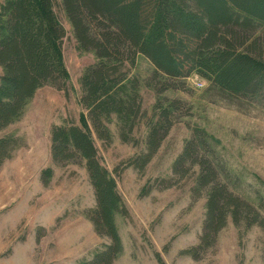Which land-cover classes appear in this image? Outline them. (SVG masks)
Wrapping results in <instances>:
<instances>
[{
    "label": "trees",
    "instance_id": "obj_1",
    "mask_svg": "<svg viewBox=\"0 0 264 264\" xmlns=\"http://www.w3.org/2000/svg\"><path fill=\"white\" fill-rule=\"evenodd\" d=\"M58 11L70 25L76 50L92 53L95 61L84 68L79 79L81 122L51 127L50 156L55 165L84 167L95 200L87 218L95 233L107 240L79 264H111L122 250L114 217L126 215V209L114 179L101 163L93 135L109 143V127L115 125L120 141L128 143L143 122L144 150L128 161L143 172L177 116L189 112L183 101L169 98L165 92L183 90L184 80L196 74L223 99L261 96L264 0H3L0 129L22 115L39 88L48 85L66 90L62 45L67 31ZM138 56L152 65L146 86L156 98L149 115L143 107L141 83L130 72ZM12 145L10 138L0 139V166ZM171 175L190 180L191 198L204 200L201 249L214 244L229 219L234 223L244 220L248 226L263 224L264 199L258 197L259 203L252 204L230 189L227 168L202 130H193L184 141ZM51 176V168L41 171L43 183ZM156 183L162 188L174 185L170 178Z\"/></svg>",
    "mask_w": 264,
    "mask_h": 264
},
{
    "label": "rangeland",
    "instance_id": "obj_2",
    "mask_svg": "<svg viewBox=\"0 0 264 264\" xmlns=\"http://www.w3.org/2000/svg\"><path fill=\"white\" fill-rule=\"evenodd\" d=\"M58 15L67 31L62 45L66 90L48 85L39 88L22 115L0 129V139L13 140L0 166V264H79L107 243L87 218L95 200L84 167L55 165L50 156L51 127L81 122L79 79L95 61L92 53L76 50L69 23L61 12ZM130 72L141 83L143 107L149 115L156 98L146 86L152 65L138 56ZM208 88L194 74L184 80L183 90L165 92L183 101L189 112L177 116L143 172L128 165L144 150L143 122L128 143L120 141L115 125L109 127V143L93 135L101 163L114 179L126 209V215L114 217L122 250L111 264H264V206L262 225L229 219L214 244L201 249L204 200L191 198L190 180L171 175L184 141L200 129L226 166L230 189L252 204L259 203L258 197L264 199V92L258 97L227 100ZM46 168L52 169L47 184L40 178ZM162 178H170L174 185L162 188L156 183ZM190 250L195 253L189 254Z\"/></svg>",
    "mask_w": 264,
    "mask_h": 264
},
{
    "label": "built area",
    "instance_id": "obj_3",
    "mask_svg": "<svg viewBox=\"0 0 264 264\" xmlns=\"http://www.w3.org/2000/svg\"><path fill=\"white\" fill-rule=\"evenodd\" d=\"M202 85L201 83H199V86Z\"/></svg>",
    "mask_w": 264,
    "mask_h": 264
}]
</instances>
